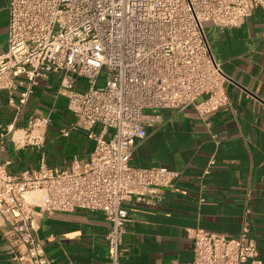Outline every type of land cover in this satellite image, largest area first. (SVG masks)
I'll use <instances>...</instances> for the list:
<instances>
[{"label": "built area", "instance_id": "1", "mask_svg": "<svg viewBox=\"0 0 264 264\" xmlns=\"http://www.w3.org/2000/svg\"><path fill=\"white\" fill-rule=\"evenodd\" d=\"M8 9L0 89L8 91L16 120L36 78L61 72L73 126L111 130L107 138L94 135L82 169L77 160L66 172L41 159L36 169L11 174L0 162V216L11 225L8 248L20 264H47L35 237L36 208H79L103 213L109 264H122V203L156 197V189L173 187L180 176L164 166L130 164L136 139L145 137L147 112L193 106L203 116L230 105L228 77L212 57L204 27L238 26L254 10H264V0H10ZM102 70L106 81L98 87ZM79 79L86 88L77 86ZM49 123V114L31 115L25 127L15 121L2 126L0 150L6 138L16 148L41 147ZM214 164L211 157L202 175ZM33 191L43 193L41 202L28 199ZM247 232L246 225L238 235L190 230L192 264H263Z\"/></svg>", "mask_w": 264, "mask_h": 264}, {"label": "crops", "instance_id": "2", "mask_svg": "<svg viewBox=\"0 0 264 264\" xmlns=\"http://www.w3.org/2000/svg\"><path fill=\"white\" fill-rule=\"evenodd\" d=\"M9 1L0 0V54L8 49ZM204 33L213 59L228 77L230 105L203 116L193 106L147 112L145 137L136 139L130 164L164 166L180 176L173 187L156 189V197L122 203L127 212L122 264H192L190 230L238 235L244 225L264 264V10H254L235 27L220 30L206 24ZM62 74L45 71L36 78L17 120L8 91L0 89V128L14 121L25 127L31 115H50L41 147L16 148L5 139L0 162L9 173L36 169L41 159L66 172L77 160L82 169L94 135L109 137L111 130L100 124L89 131L73 126L60 89ZM76 84L86 85L81 79ZM211 157L215 164L202 175ZM36 223L35 237L47 264H109V223L102 212L39 206ZM10 228L0 216V264H20L8 248Z\"/></svg>", "mask_w": 264, "mask_h": 264}, {"label": "rangeland", "instance_id": "3", "mask_svg": "<svg viewBox=\"0 0 264 264\" xmlns=\"http://www.w3.org/2000/svg\"><path fill=\"white\" fill-rule=\"evenodd\" d=\"M105 81H106V72L105 70H102L96 79V86L98 87L103 86L105 84ZM86 87L87 85L82 86V88H86Z\"/></svg>", "mask_w": 264, "mask_h": 264}, {"label": "bare ground", "instance_id": "4", "mask_svg": "<svg viewBox=\"0 0 264 264\" xmlns=\"http://www.w3.org/2000/svg\"><path fill=\"white\" fill-rule=\"evenodd\" d=\"M43 198V194L41 191H33L28 194V199L31 201L34 200L36 202H40Z\"/></svg>", "mask_w": 264, "mask_h": 264}]
</instances>
